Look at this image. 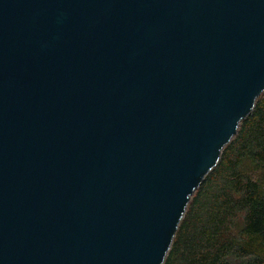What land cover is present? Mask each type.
Masks as SVG:
<instances>
[{"label": "water", "instance_id": "1", "mask_svg": "<svg viewBox=\"0 0 264 264\" xmlns=\"http://www.w3.org/2000/svg\"><path fill=\"white\" fill-rule=\"evenodd\" d=\"M264 91V0H0V264H163Z\"/></svg>", "mask_w": 264, "mask_h": 264}, {"label": "trees", "instance_id": "2", "mask_svg": "<svg viewBox=\"0 0 264 264\" xmlns=\"http://www.w3.org/2000/svg\"><path fill=\"white\" fill-rule=\"evenodd\" d=\"M264 91L200 179L163 264H264Z\"/></svg>", "mask_w": 264, "mask_h": 264}, {"label": "rangeland", "instance_id": "3", "mask_svg": "<svg viewBox=\"0 0 264 264\" xmlns=\"http://www.w3.org/2000/svg\"><path fill=\"white\" fill-rule=\"evenodd\" d=\"M253 178L264 185V169H261L253 174Z\"/></svg>", "mask_w": 264, "mask_h": 264}]
</instances>
